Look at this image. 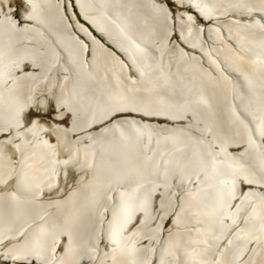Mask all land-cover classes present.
Returning <instances> with one entry per match:
<instances>
[{
    "label": "bare ground",
    "instance_id": "bare-ground-1",
    "mask_svg": "<svg viewBox=\"0 0 264 264\" xmlns=\"http://www.w3.org/2000/svg\"><path fill=\"white\" fill-rule=\"evenodd\" d=\"M174 1L0 0L1 263L264 264V0Z\"/></svg>",
    "mask_w": 264,
    "mask_h": 264
},
{
    "label": "rangeland",
    "instance_id": "rangeland-1",
    "mask_svg": "<svg viewBox=\"0 0 264 264\" xmlns=\"http://www.w3.org/2000/svg\"><path fill=\"white\" fill-rule=\"evenodd\" d=\"M168 2L170 3V5H171V7L173 8V9H175L176 7H181V5H179L176 1H174V0H168ZM19 3L17 4V6L15 7L16 8V11H17V17H19L20 19H21V10H20V8H19ZM183 7V6H182ZM185 8H187V9H190V10H192V7H189V6H187V7H185ZM104 37V36H103ZM105 39H106V37H104ZM76 175L75 174H73V178L75 177ZM0 264H3V263H1L0 262ZM17 264H21V263H17ZM23 264V263H22Z\"/></svg>",
    "mask_w": 264,
    "mask_h": 264
}]
</instances>
